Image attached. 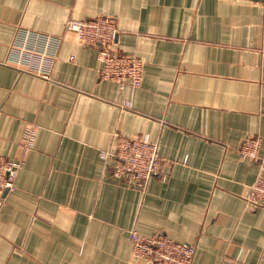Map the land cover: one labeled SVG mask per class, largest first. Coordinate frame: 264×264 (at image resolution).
Returning <instances> with one entry per match:
<instances>
[{
	"label": "crops",
	"instance_id": "1",
	"mask_svg": "<svg viewBox=\"0 0 264 264\" xmlns=\"http://www.w3.org/2000/svg\"><path fill=\"white\" fill-rule=\"evenodd\" d=\"M96 16L142 60L139 88L100 80L96 48L64 28ZM117 134H147L166 180L140 192L114 178ZM247 139L264 158V0H0V156L22 162L0 264H146L131 230L195 246L193 264H264Z\"/></svg>",
	"mask_w": 264,
	"mask_h": 264
},
{
	"label": "built area",
	"instance_id": "2",
	"mask_svg": "<svg viewBox=\"0 0 264 264\" xmlns=\"http://www.w3.org/2000/svg\"><path fill=\"white\" fill-rule=\"evenodd\" d=\"M64 28L74 33L83 45L97 50L98 78L114 82L120 90L125 86L137 89L143 81V62L135 55L118 51L115 22L108 16L90 19H68ZM38 127L27 123L19 142L24 153L32 149ZM259 140L247 139L238 152L244 159L258 163V175L248 187L244 201L250 209L264 208V158L258 155ZM103 153L102 158L106 159ZM22 162L0 156V209L5 204V195L11 192ZM111 175L135 190L144 192L152 179L165 181L166 162L158 152V146L147 134L140 136H115L112 154ZM132 255L146 264H193L195 246L173 241L165 235L155 233L143 236L135 230L129 231Z\"/></svg>",
	"mask_w": 264,
	"mask_h": 264
}]
</instances>
